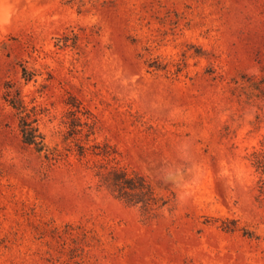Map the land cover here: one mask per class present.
Listing matches in <instances>:
<instances>
[{
  "label": "rangeland",
  "instance_id": "374dc122",
  "mask_svg": "<svg viewBox=\"0 0 264 264\" xmlns=\"http://www.w3.org/2000/svg\"><path fill=\"white\" fill-rule=\"evenodd\" d=\"M256 162L264 0H0V264H264Z\"/></svg>",
  "mask_w": 264,
  "mask_h": 264
},
{
  "label": "trees",
  "instance_id": "16d2710c",
  "mask_svg": "<svg viewBox=\"0 0 264 264\" xmlns=\"http://www.w3.org/2000/svg\"><path fill=\"white\" fill-rule=\"evenodd\" d=\"M11 107L15 109L19 116L18 129L22 143L27 146L33 147V149L40 153L45 151L43 135L38 131L34 125L35 121L34 114L32 115L29 111H26L20 103H10ZM87 148L78 145L77 153L79 156L85 154ZM108 156V154H106ZM256 169L260 171V174L264 176V165L260 162H256ZM104 184L113 192L116 193L120 199L131 203H141L145 210L150 211L153 209H160L166 203L160 199H156L145 180L139 176H130L124 170L113 167L109 171L104 179ZM260 194L264 195V182L260 187ZM134 197H136V201ZM226 231H233L234 227H223ZM243 235L249 238L252 234L246 230H243Z\"/></svg>",
  "mask_w": 264,
  "mask_h": 264
}]
</instances>
